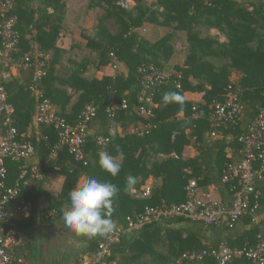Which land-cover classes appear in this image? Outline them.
Segmentation results:
<instances>
[{"label": "trees", "instance_id": "obj_1", "mask_svg": "<svg viewBox=\"0 0 264 264\" xmlns=\"http://www.w3.org/2000/svg\"><path fill=\"white\" fill-rule=\"evenodd\" d=\"M119 1L89 0L86 10L93 13L94 22L92 28L82 29L83 43L71 38L64 24L67 0H13L8 16L16 18L18 44L11 58L17 63L29 53L32 59L28 67H19L17 77L0 62V82L14 108V127L25 135L34 154L5 160L6 186L19 185L13 203L23 200L30 206L28 217L8 219V227L21 235L18 244L9 246L11 264H83V256L95 255L106 237H77L61 219L69 192L82 178L111 182L120 189L112 216L117 228L126 229V218L142 215L145 207L184 203L190 180H195L197 188L215 187L217 202L225 209L233 205L238 180H224V172L229 164L241 160L239 137L264 108V0H136L130 9ZM4 19L0 13V23ZM144 24L167 31L151 42L138 31ZM211 30L226 42H220ZM179 33L187 42L183 64L174 66L164 83L151 87L155 106L149 107L139 100L148 73L143 70L166 71ZM36 54L44 64L40 79L34 78ZM117 64L126 72L119 73ZM108 66L116 71L114 75L95 77ZM229 86L237 89L242 115L237 124L214 122V103L224 100ZM169 91L183 97L186 92L198 93L202 98L199 102L184 98L182 106L165 104L162 97ZM44 100L70 125L79 122L88 106L95 108L87 122L81 160L60 144L54 128L32 125L37 105ZM123 101L125 108L120 107ZM142 106L149 115L140 113ZM195 113L198 117L192 118ZM3 132L0 118V136ZM188 146L197 152L195 157H183ZM105 151L121 164L117 177L98 166L99 154ZM261 163L256 160L255 168ZM34 166L38 178L31 176ZM21 170L27 171L24 178ZM51 174L63 177L57 195L47 189ZM129 174L137 182L133 191L126 192ZM151 177L156 182L149 196L137 197ZM253 187L257 197L248 195L247 213L233 222L205 225L182 217H162L122 234L111 244L106 260L113 264H220L215 254L226 247L242 253L227 264H252L245 251L255 247L258 234H264V177L255 179ZM58 227L77 243L55 249L52 242L58 239ZM205 251L202 258L189 259Z\"/></svg>", "mask_w": 264, "mask_h": 264}, {"label": "built area", "instance_id": "obj_2", "mask_svg": "<svg viewBox=\"0 0 264 264\" xmlns=\"http://www.w3.org/2000/svg\"><path fill=\"white\" fill-rule=\"evenodd\" d=\"M131 0H122L120 5L124 8L130 7ZM132 3V2H131ZM13 8V0H0V13L5 19L0 23V38L2 41V48L0 49V62L5 66L11 67H28L32 54H26L20 62H13L11 54L16 51L18 44V35L14 30L16 18L8 16ZM264 12V7H263ZM7 15V17L5 16ZM41 56L34 55V78L40 79L44 75V64L37 60ZM116 68V65H113ZM145 82L143 89L140 92L139 100L145 101L149 107H154L152 94L149 92L151 87L164 83L167 80V75L160 72L154 67L144 69ZM178 87V85H176ZM32 92L37 94L36 89ZM126 103L123 101L120 104L121 108H125ZM196 110V107H193ZM142 115H149V111L144 106L139 108ZM242 106L239 102L237 89L233 90L231 86L227 88V93L222 102L214 103V122H226L230 124H237V121L242 115ZM14 108L9 103L5 89L0 82V118L4 127V132L0 136V264H11L12 256L8 251L10 244H18L21 240V235L16 233L12 228L8 227V219L14 216L28 217L30 214V206L23 200L17 202L19 193V185L14 188H9L5 184L6 168L5 160L12 159L14 161L20 159H27L34 154V148L28 141H24L25 135H20L14 127L13 120ZM95 108L88 106L82 113L79 122L76 125L68 124L64 119L57 117L52 106L46 100L39 102L36 109V114L32 119L34 125H45L54 128L59 137V142L70 148L76 160L82 159L81 146L85 136L87 122L94 117ZM197 114H193L192 118H197ZM33 125V126H34ZM104 142L103 139H99ZM239 142L243 144L240 150L241 160L236 163L229 164L227 170L224 172V180L237 179L238 189L234 193V202L230 209H225L217 201L204 200L197 194V185L195 180H190L187 185L186 201L180 205L161 206V207H145L142 215L135 219L131 217L126 218L127 227L116 228V231L106 237L105 241L98 247L92 259L86 258L84 264H113L107 261L106 258L110 256L111 244L117 242L122 234L143 226L147 222L158 221L162 217H182L184 219L196 222H202L205 225L219 223L223 220L233 222L248 211V195L257 193L254 191V180L262 179L264 177V108L259 113L258 117L253 122L245 135L239 137ZM227 154L231 155V151L227 149ZM174 157H176L174 155ZM256 160L262 163L258 168H255L254 162ZM31 176L39 177L38 168L34 166L31 168ZM27 175L26 170H21V178ZM150 194L149 187H141L138 191L137 197L146 198ZM191 255L190 260H198L202 258L203 254ZM215 252H213V255ZM242 253L236 250H230L226 247H221L220 252L215 254L220 259V264H227L234 255H241ZM245 256L251 260L252 264H264V234L257 235V243L253 249L245 251ZM84 261V259H83ZM20 264H29L19 262Z\"/></svg>", "mask_w": 264, "mask_h": 264}, {"label": "clouds", "instance_id": "obj_3", "mask_svg": "<svg viewBox=\"0 0 264 264\" xmlns=\"http://www.w3.org/2000/svg\"><path fill=\"white\" fill-rule=\"evenodd\" d=\"M162 101L165 104H183L184 97L179 92H166ZM98 166L111 177H117L121 164L108 152H101ZM136 177L129 174L125 180L124 191L131 192L136 185ZM120 189L117 185L86 177L68 194L62 211L64 226L77 237L91 239L97 236L107 237L116 231L117 225L112 216L115 211L114 202Z\"/></svg>", "mask_w": 264, "mask_h": 264}, {"label": "crops", "instance_id": "obj_4", "mask_svg": "<svg viewBox=\"0 0 264 264\" xmlns=\"http://www.w3.org/2000/svg\"><path fill=\"white\" fill-rule=\"evenodd\" d=\"M75 3L73 4L74 10L73 14L71 15V9L69 5V0L66 2V12H65V18H64V24L66 26L67 31H69L71 34L69 35L71 38L78 40L80 42L84 43V40L81 36V31L82 29H89L92 28L93 26V13L90 11H87L85 9H82V6L84 4H88L89 0H83V5L81 6L79 0H74ZM151 2L152 0H148ZM78 2V3H77ZM71 19V20H70ZM140 34L144 36L148 41L155 42L159 38H161L167 31V29L163 27H159L156 25L152 24H144L139 30ZM85 32L83 31V34ZM210 34L212 35H219V41L220 42H226V38L222 36L218 31L216 30H211ZM186 36L183 33H179L177 39L175 40L174 43V54L171 57L170 61L165 65V70L164 73L166 75H170L173 72L174 66H181L183 64L184 58H185V49H186ZM19 69L18 67H11L10 68V73L12 76L17 77L19 74ZM117 71L119 73H125L126 69L122 64H117ZM116 71L111 68L110 66L105 67L102 71H99L96 73L95 77L98 79H101L104 75H114ZM235 77V76H234ZM234 79V78H233ZM69 93H71V90H69ZM184 98L188 101H193V102H199L202 98L201 94L198 93H193V92H186L184 93ZM183 115L180 114L179 117L181 118ZM34 125V124H32ZM34 128L36 129V125H34ZM131 129H128L130 131ZM119 132L122 133V130H119ZM197 152L192 146H188L184 149L183 151V157H188L192 158L195 157ZM162 157V156H161ZM83 178L79 180L78 183L83 182ZM63 182V177L60 176H55L51 174L49 176V183L47 184V189H54L53 187H58L60 186ZM156 182L154 178H149L146 183L144 184L143 187H149L151 188L153 184ZM55 185V186H52ZM56 187V188H57ZM142 187V188H143ZM141 190V189H140ZM139 190V191H140ZM197 194L200 198L204 200H211V201H218L219 196L216 191V188L213 186H209L207 188H197ZM137 196V193H136ZM89 258L92 259V256H83L82 257V263H85V259ZM84 259V261H83Z\"/></svg>", "mask_w": 264, "mask_h": 264}, {"label": "rangeland", "instance_id": "obj_5", "mask_svg": "<svg viewBox=\"0 0 264 264\" xmlns=\"http://www.w3.org/2000/svg\"><path fill=\"white\" fill-rule=\"evenodd\" d=\"M78 2H80L81 6L83 5V0H79ZM77 2V3H78ZM120 2H122V0L119 1V5H120ZM132 2V0H131ZM130 2V7L132 5V3ZM75 3L74 0H69V5L70 6V9H71V15L73 14V10H74V7H73V4ZM86 6L87 4H84L82 6V9H85L86 10ZM127 8V9H130ZM71 20V19H70ZM94 22V20H92ZM235 74L232 75V79L234 78ZM52 186H55V185H52ZM77 186V185H76ZM57 187V186H56ZM56 187H53L54 189H50L48 188V191L51 193V194H54V195H57L59 190H60V186H58L57 188ZM43 205V204H42ZM57 234H58V239L57 240H53L52 244L53 246L55 247V249H59L61 246H64V245H67L69 243H77V241L75 239H73L72 237L68 236L66 233H64V231L62 229H60L59 227L57 228Z\"/></svg>", "mask_w": 264, "mask_h": 264}, {"label": "water", "instance_id": "obj_6", "mask_svg": "<svg viewBox=\"0 0 264 264\" xmlns=\"http://www.w3.org/2000/svg\"><path fill=\"white\" fill-rule=\"evenodd\" d=\"M136 0H132V2L134 3Z\"/></svg>", "mask_w": 264, "mask_h": 264}]
</instances>
